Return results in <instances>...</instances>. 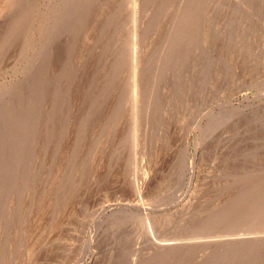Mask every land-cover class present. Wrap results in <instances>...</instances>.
I'll list each match as a JSON object with an SVG mask.
<instances>
[{
	"label": "rangeland",
	"instance_id": "rangeland-1",
	"mask_svg": "<svg viewBox=\"0 0 264 264\" xmlns=\"http://www.w3.org/2000/svg\"><path fill=\"white\" fill-rule=\"evenodd\" d=\"M0 264H264V0H0Z\"/></svg>",
	"mask_w": 264,
	"mask_h": 264
},
{
	"label": "bare ground",
	"instance_id": "bare-ground-1",
	"mask_svg": "<svg viewBox=\"0 0 264 264\" xmlns=\"http://www.w3.org/2000/svg\"><path fill=\"white\" fill-rule=\"evenodd\" d=\"M137 29V28H136ZM135 33V32H134ZM137 39V38H136ZM135 49V48H134ZM135 55V54H134ZM136 59V58H135ZM135 62V61H134ZM137 64V63H136ZM137 68V67H136ZM137 74V73H136ZM136 74H134V75H136ZM143 74V73H142ZM135 77V76H134ZM139 79V78H138ZM135 81H137L136 79H134ZM139 81V80H138ZM143 81V80H142ZM144 84V83H143ZM135 85V84H134ZM137 85H140V84H138V82H137ZM136 85V86H137ZM136 86H135V88H136ZM138 88V87H137ZM134 93H135V91H134ZM138 97V96H137ZM262 229V228H261ZM162 233V232H161ZM156 236V235H155ZM158 239V238H157ZM165 239V238H164ZM159 240V239H158ZM169 241V240H168ZM173 242V241H172ZM197 242V241H196ZM194 243V242H193ZM165 246V245H164ZM169 247V246H168ZM232 247V246H231ZM162 248V247H161ZM228 248V247H227ZM165 252V251H164Z\"/></svg>",
	"mask_w": 264,
	"mask_h": 264
}]
</instances>
